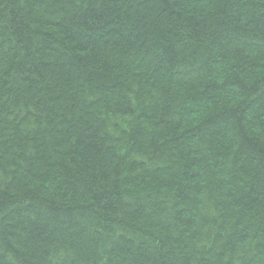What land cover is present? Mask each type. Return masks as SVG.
<instances>
[{
  "label": "trees",
  "instance_id": "obj_1",
  "mask_svg": "<svg viewBox=\"0 0 264 264\" xmlns=\"http://www.w3.org/2000/svg\"><path fill=\"white\" fill-rule=\"evenodd\" d=\"M0 264H264V0H0Z\"/></svg>",
  "mask_w": 264,
  "mask_h": 264
}]
</instances>
